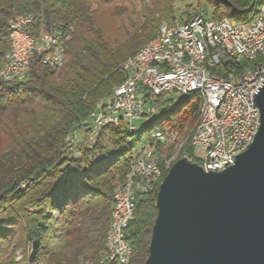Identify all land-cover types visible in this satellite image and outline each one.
<instances>
[{
    "label": "trees",
    "instance_id": "1",
    "mask_svg": "<svg viewBox=\"0 0 264 264\" xmlns=\"http://www.w3.org/2000/svg\"><path fill=\"white\" fill-rule=\"evenodd\" d=\"M207 2L209 17L247 22L253 16L255 0ZM98 3H139L142 21L110 44L92 20L91 7ZM26 15L35 18L27 30L34 38L55 25H69L72 31L60 68L43 66V54L36 50L24 80H0V264H99L113 192L128 171L133 144L144 131L169 128L175 118L179 130L192 126L198 118V97L189 94L173 102L160 94L155 104L164 113L139 134L121 124L100 130L89 146L76 143V155L69 149L78 131H89L82 123L95 105L108 102L112 87L123 80L120 64L153 38L161 21L175 18L172 0H0V59L8 49L11 20ZM229 64L210 72L226 77ZM184 150L197 163L193 149L186 145ZM158 185L135 198L124 233L131 242L126 264H143L148 255ZM34 240L39 248L32 262L29 250L15 260L14 252Z\"/></svg>",
    "mask_w": 264,
    "mask_h": 264
},
{
    "label": "built area",
    "instance_id": "2",
    "mask_svg": "<svg viewBox=\"0 0 264 264\" xmlns=\"http://www.w3.org/2000/svg\"><path fill=\"white\" fill-rule=\"evenodd\" d=\"M15 30L16 59L1 57L8 60V68L0 69V80L5 82H19L25 79L29 67L25 66V57L30 50H34V41L42 40L43 54L41 63L53 67L54 59L60 55V42L67 34L68 26L55 25L53 29L45 31L38 38H34L27 30L32 26L35 18L31 15L12 19ZM264 5L252 22H235L223 17H203L193 14L190 19L174 18L168 21L163 32L157 38L156 44L148 49L138 65L130 68V78L121 88L110 93V99L100 106L99 112L82 124L86 126L92 139L98 132L107 127H126L132 125L133 120L147 117L154 113L156 96L166 98L172 93L181 94L186 90H206L210 98V113L205 124H202L191 147L193 152L203 153L201 159L193 158L196 164L204 170L228 168L235 156L244 152L253 141L256 126L260 125V113L254 101L255 85L264 83V63L258 67L255 77H248L242 83H219L217 77L210 76V70H200L192 66V59H202L220 67L230 61L227 69L243 64L253 54H263L264 50ZM172 57H180V62H188V69L176 67L165 70L164 62ZM147 60H158V67L150 70L149 74H142L141 65ZM229 88L237 89V98L233 109H225V98ZM158 107V106H157ZM144 137L140 150L130 154L129 162L134 161L135 155H144L142 168L143 180L150 184L153 156L157 146L169 142V132L158 129ZM187 159V157H186ZM136 189L124 191L118 197L130 198L131 207L116 211L115 218L122 214H129L132 218ZM129 221H125L122 228L113 231V244L107 247L106 255L100 264L115 261L116 254L128 256L131 242L125 237V229Z\"/></svg>",
    "mask_w": 264,
    "mask_h": 264
},
{
    "label": "water",
    "instance_id": "3",
    "mask_svg": "<svg viewBox=\"0 0 264 264\" xmlns=\"http://www.w3.org/2000/svg\"><path fill=\"white\" fill-rule=\"evenodd\" d=\"M260 125L232 166L206 171L176 160L158 185L143 264H264V83ZM39 242L31 243L32 262Z\"/></svg>",
    "mask_w": 264,
    "mask_h": 264
},
{
    "label": "bare ground",
    "instance_id": "4",
    "mask_svg": "<svg viewBox=\"0 0 264 264\" xmlns=\"http://www.w3.org/2000/svg\"><path fill=\"white\" fill-rule=\"evenodd\" d=\"M263 5H264V0H255L253 4V8H252L253 16L250 17V20H248L247 22H252L253 19H255L258 12L262 9ZM14 18H21V16H17ZM223 18L226 20L234 21L227 17H223ZM165 25H166V22L161 23L158 28L157 33L153 36V38L150 39L148 42H146L138 51H136L132 56L127 57L120 64V70L123 73V80L121 81L119 85L112 87L111 92L115 91L117 88H121L124 82H127L129 80L130 68L132 67V65H138L139 62L144 58L148 49H151L153 45L156 44L157 38L159 34L163 32ZM71 31H72L71 26H68L67 34L62 39V42H60L61 52H60L59 58L54 59L53 67L51 68L48 65H43V66H46L50 70L51 69L57 70L58 68L62 66L65 45H66L65 42L67 43L66 40L69 38L70 36L69 34ZM8 38H9L8 49L3 54L2 57H8L9 59H16L15 30H14V24L12 20L9 25ZM263 38H264V27H263ZM41 49H42V40H35L34 50H30L26 54V57H25L26 67H29V62L34 54V51L36 50L41 51ZM263 63H264V50H263V54H253L251 58L247 59L245 63L237 65L236 67L232 69H226V72H225L226 77L215 75L214 73H211V72H210V76L217 77L219 83H225V84L242 83V81L248 77H255L256 73H258V67L262 66ZM192 66H194V68H200V70H210L213 68L218 69V66H213V63H208V61L202 60V59H192ZM239 66H240V69H237L239 68ZM157 67H158V60H147L145 63H142L141 72L142 74H149L150 70L157 68ZM176 67H180V69H188V62H180V57H172L171 59H168L166 62H164L165 70H173ZM7 68H8V60H1L0 69H7ZM261 86L262 85H255L254 87L255 95ZM189 94H195L199 100L198 118L192 129L190 137L187 140L188 146L192 147L194 143L196 142V137L200 131L202 124L206 123L207 116L210 113V98L206 90H199V89L186 90L184 93H181L179 95H182L184 98H186ZM236 98H237V89L229 88L228 96L227 98H225V109H233V106L236 102ZM102 104H103L102 102H98L95 105L94 110L87 116L86 119H90V117H92L93 114H96L97 112H99L100 106ZM258 128L259 126H256L254 136L256 135ZM158 129L160 128H155L151 131H147V133L144 132L145 136L152 134V132ZM126 130L129 133L134 132L132 125L130 127H126ZM159 146H164V145H159ZM159 146H157V148ZM130 154L132 153L130 152ZM130 154H128L127 157H129ZM186 154H183L182 156L186 158L187 157ZM236 157L237 156H235V159ZM235 159L233 160V163L231 164V166L234 164ZM143 165H144V155H135L134 161H130L128 163V171L126 172L123 180L117 184L113 192L110 220H109V224H108L107 231H106L105 245L100 253L99 264L100 262H102V260L104 259L106 255L107 247H110L113 244V231H115V228H122V226L125 225V221H129V214H122V216H117L115 218L116 211H121V208L131 207L130 198H121V197H118V195L123 193L124 191H131L132 189H136V194H145V193L150 192L155 187V185L158 182L160 183L161 181L160 179L162 177V172L160 171L161 170L160 169V156L159 157L157 156V152H155L153 156V165H152V170H151L150 184H145V182H138V181L143 180V172L141 171L143 168ZM206 171L219 172L220 168H210V170H206ZM130 255H131V245H129L128 256H124L123 254H116L115 262H118L119 264H126L128 262Z\"/></svg>",
    "mask_w": 264,
    "mask_h": 264
},
{
    "label": "rangeland",
    "instance_id": "5",
    "mask_svg": "<svg viewBox=\"0 0 264 264\" xmlns=\"http://www.w3.org/2000/svg\"><path fill=\"white\" fill-rule=\"evenodd\" d=\"M92 20L94 26L98 28L102 34L107 38V40H120L128 34L127 32H131L132 26L134 27L135 23L140 24L142 21V5L139 3H135L133 5L127 4H93L92 7ZM212 8L208 4L207 0H172V12L175 18L185 19L186 17H191V15L200 13L203 17H209ZM162 21L159 23V25ZM158 25V26H159ZM158 29V27H157ZM157 31V30H156ZM156 33V32H155ZM144 45V43L139 47V49ZM167 99L172 100L173 102L182 101L185 98L182 95L172 93L166 97ZM164 113V108L160 106L155 107V111L153 114L142 117L138 120L132 121L133 131L136 134H139L141 130L154 120H159ZM173 123L171 126L166 128L169 132V142L164 146H159L157 148V156H160V171L163 173L164 170H168L170 165H172L176 160V158H184L182 155L186 154L184 147L188 145L187 140L190 137L192 129L195 125V122L192 126H185L183 129L179 130L175 127L176 118L173 119ZM85 131V130H84ZM84 131H78L75 136V143L71 145L69 151L72 152L73 155H76V143L81 147L89 146L94 141L92 139L93 134ZM146 132V131H144ZM147 133V132H146ZM108 134V133H107ZM145 133L140 135V139L137 140L130 152L135 153L142 147L144 142ZM104 142V141H103ZM196 158L201 159L203 156L202 152L195 151L193 152ZM187 155V154H186ZM165 158V160H164ZM165 161V162H164ZM31 246V245H30ZM30 246L27 249H18L14 252L15 260H19L27 255L28 250H30ZM42 264V263H38Z\"/></svg>",
    "mask_w": 264,
    "mask_h": 264
}]
</instances>
